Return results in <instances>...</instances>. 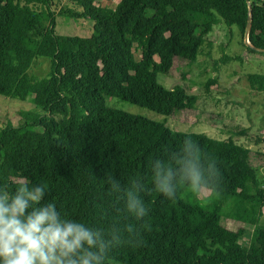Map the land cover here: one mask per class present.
<instances>
[{"label":"trees","instance_id":"obj_1","mask_svg":"<svg viewBox=\"0 0 264 264\" xmlns=\"http://www.w3.org/2000/svg\"><path fill=\"white\" fill-rule=\"evenodd\" d=\"M112 1L0 0V95L31 100L42 110L22 111L18 124L0 125V185L14 191L25 180L44 184L45 202H54L62 216L120 237L106 264H264V189L250 150L231 138L175 131L165 121L107 104L116 97L165 118L194 108L195 94L164 87L158 75L170 77L178 60L195 62L219 22L229 35L234 26L243 34L249 13L247 50L264 55L255 50L264 49V0H119L110 7ZM57 16L90 19L91 35H58ZM38 57L51 61L43 78L29 73ZM247 80L264 91V73ZM186 140L199 144L206 168L216 160L219 177L199 200L184 185L168 199L152 190L151 164L182 154ZM6 152L51 160L52 170L8 164ZM108 173L123 187L141 178L140 196L150 210L142 220L124 210L105 182ZM209 200L229 202L230 210L206 208ZM224 216L253 226L248 245L239 242L245 228L228 229Z\"/></svg>","mask_w":264,"mask_h":264},{"label":"rangeland","instance_id":"obj_2","mask_svg":"<svg viewBox=\"0 0 264 264\" xmlns=\"http://www.w3.org/2000/svg\"><path fill=\"white\" fill-rule=\"evenodd\" d=\"M119 0H113L114 7ZM66 6H73L65 2ZM93 29L90 19H71L66 16L56 17L55 31L63 36L88 37ZM211 46L204 48L195 62L186 65L185 61H176L172 75L159 74L157 80L166 88L180 85L189 93L197 96L194 108L177 113L171 117H163L146 107L122 101L116 97L107 98L110 107L131 114L142 115L156 121H165L172 130L184 133H201L214 139L231 138L251 152L250 163L256 168L261 186L264 189V91L253 89L247 80L248 74L264 73V55H253L248 52L244 36L237 27L228 28L219 22L208 34ZM137 58L138 54L136 53ZM51 61L46 57H38L32 64L29 73L37 78L46 77L50 71ZM32 111L42 113L31 100H20L0 95V125L18 124L20 112ZM5 162L25 166L38 173H50L52 161L33 156L27 152L16 154L6 152ZM3 156L0 155L2 162ZM4 163V162H3ZM205 189L196 200L207 196ZM183 200L189 199L182 193ZM193 201V199H190ZM206 208H219L224 215L230 210L229 202L215 204L212 200L204 203ZM264 214V208H263ZM264 223V216L261 219ZM228 229L245 228V234L239 242L248 245L253 226L229 218L222 219Z\"/></svg>","mask_w":264,"mask_h":264},{"label":"clouds","instance_id":"obj_3","mask_svg":"<svg viewBox=\"0 0 264 264\" xmlns=\"http://www.w3.org/2000/svg\"><path fill=\"white\" fill-rule=\"evenodd\" d=\"M189 146L182 154L155 159L151 164L152 190L174 199L178 186L184 185L194 194L211 187L210 180L219 177L215 159L205 167L199 144L186 140ZM211 169V175L205 172ZM105 182L124 210L136 220L149 213L140 193L145 191L141 178L123 187L111 173ZM47 186L21 181L14 191L0 185V264H106L112 248L123 243L113 233L62 216L54 202H45ZM128 226L127 231H131ZM113 241H116L114 244ZM139 243V241H137Z\"/></svg>","mask_w":264,"mask_h":264},{"label":"water","instance_id":"obj_4","mask_svg":"<svg viewBox=\"0 0 264 264\" xmlns=\"http://www.w3.org/2000/svg\"><path fill=\"white\" fill-rule=\"evenodd\" d=\"M251 21H252V15H251V13H249L248 22H247V25L245 27L244 33H243L244 40H245V43L247 45H249L248 36H249L250 29H251ZM255 50H257V51H264V49H260V48H255Z\"/></svg>","mask_w":264,"mask_h":264}]
</instances>
